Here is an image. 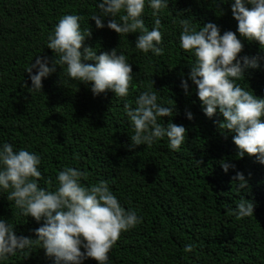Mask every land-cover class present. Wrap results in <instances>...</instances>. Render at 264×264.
I'll list each match as a JSON object with an SVG mask.
<instances>
[{"label":"trees","instance_id":"obj_1","mask_svg":"<svg viewBox=\"0 0 264 264\" xmlns=\"http://www.w3.org/2000/svg\"><path fill=\"white\" fill-rule=\"evenodd\" d=\"M96 4L97 0H0V144L8 142L42 157L41 187L54 189L64 167L79 168L87 174L85 186L107 181L122 207L142 217L135 228L121 233L109 253L110 264H264V165L247 154L240 158L234 134L218 127L222 115L204 114L190 80L191 95L180 86L195 56L180 47L179 21L189 19L197 29L211 22L221 34L236 32L231 0H170L169 8L160 13L161 56L137 50L138 33L120 38L106 26L97 29L91 20L99 12ZM65 14L83 18L81 28L91 32L85 46L97 54L118 48L126 55L134 73L126 98L111 91L96 96L90 85L69 79L59 66L42 80V92L27 88L31 81L26 69L32 61L37 56L55 58L46 42ZM143 18L151 30V9L146 7ZM236 34L244 45L239 56H264L258 42ZM237 83L264 98V61ZM150 87L158 91V102L175 108L171 122L187 129L178 152L169 150L166 139L150 147H128L133 129L124 103L135 106L136 97ZM186 111L193 113L191 121ZM163 120L169 122L168 117ZM221 160L234 164L235 170L225 174ZM236 170L248 179L247 190L233 181ZM241 198L255 203L252 217L238 219L231 213ZM0 217L15 225L17 235L35 238L34 230L40 227L34 218L19 213L7 192H0ZM188 244L192 252L184 251ZM4 264L54 261L36 245ZM84 264L97 262L89 258Z\"/></svg>","mask_w":264,"mask_h":264},{"label":"clouds","instance_id":"obj_2","mask_svg":"<svg viewBox=\"0 0 264 264\" xmlns=\"http://www.w3.org/2000/svg\"><path fill=\"white\" fill-rule=\"evenodd\" d=\"M220 2L229 3V0ZM169 3L170 0H97L99 12L93 14L91 20L95 21L97 29L106 26L120 38L138 33L135 48L145 54L161 56L164 32L160 13L169 8ZM146 7L154 17L151 30L145 26L143 18ZM231 12L238 22L236 32L221 34L220 28L211 22L197 29L189 19L179 21L180 47L195 56L187 79L182 77L180 86L185 95H191L190 80L204 114L208 118L222 115L224 119L218 127L234 134L232 141L240 158L247 154L264 165V98L237 83L249 70L258 69L264 56H239L244 45L236 34L258 42L264 51V0H231ZM108 17L111 19L105 25ZM82 19L77 14H65L59 19L46 42L55 58L37 56L26 69L31 87H27L26 82L25 86L42 92V80L56 73L59 66L69 79L90 85L96 96L111 91L115 97L126 98L134 79L132 64L118 48L97 54L95 48L85 46L91 32L81 28ZM157 92L150 87L136 97L135 106L124 103V112L133 129L128 147H150L166 139L169 150L178 152L185 143L187 129L171 122L175 108L158 102ZM185 115L189 121L194 118L191 111H186ZM164 117L169 118L167 124ZM41 162L42 157L33 151L17 150L8 142L0 144V192H7V200L14 202L21 215L30 216L40 224L32 238L17 235L15 225L0 217V264L36 245L54 264H84L89 258L97 264H110L109 253L121 233L135 228L142 217L122 207L107 181L85 186L82 180L87 174L79 168L66 166L59 171L54 189L41 187ZM196 163L201 165L203 161L196 160ZM220 165L225 174L230 168L235 170V165L225 160H221ZM232 179L239 189H248V179L243 172L236 170ZM255 207L252 200L241 198L231 213L238 219L252 217ZM184 251L192 252L193 245H186Z\"/></svg>","mask_w":264,"mask_h":264}]
</instances>
